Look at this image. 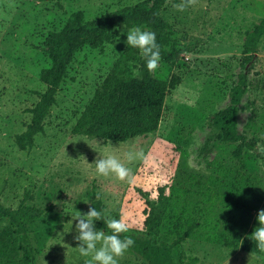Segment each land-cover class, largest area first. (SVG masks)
I'll return each instance as SVG.
<instances>
[{"label": "rangeland", "instance_id": "obj_1", "mask_svg": "<svg viewBox=\"0 0 264 264\" xmlns=\"http://www.w3.org/2000/svg\"><path fill=\"white\" fill-rule=\"evenodd\" d=\"M137 1L0 0V203L46 210L33 230L37 264H85L91 258L78 250L72 218L86 213L96 199L106 214L124 216L127 233L143 234L145 200L155 198L161 186L165 191L172 185L216 190L252 215L250 234L258 226L257 213L264 209V34L248 64L242 45L245 32L264 18V0H196L184 11L171 3L164 6L161 14L177 32L181 57L173 64L159 61L152 74L164 80L177 74L181 81L167 93L156 132L124 142L71 132L126 46L132 27L119 25L114 41L102 50L83 48L76 54L43 132L34 137L31 149L18 148L16 135L25 130L28 110L46 87L39 72L48 64V32L60 28L74 10L96 18ZM243 67L250 70L239 105V129L255 148L234 157L232 147L219 140L206 145V136L210 116L228 104ZM110 155L130 170L128 178L97 173L96 159ZM4 224L0 219V230ZM181 246L186 255L198 258L197 264H262L258 256L215 243L188 239ZM116 259L118 264H147L128 250Z\"/></svg>", "mask_w": 264, "mask_h": 264}, {"label": "trees", "instance_id": "obj_2", "mask_svg": "<svg viewBox=\"0 0 264 264\" xmlns=\"http://www.w3.org/2000/svg\"><path fill=\"white\" fill-rule=\"evenodd\" d=\"M182 0H138L118 7L100 17L86 18L83 10L72 11L56 30L49 31L44 42L48 64L40 69L39 79L45 90L29 108L30 121L24 131L16 135L20 150H29L34 137L44 130V120L68 74V66L83 48L102 50L112 43L119 25L140 27L156 34L161 60L173 64L181 57L176 30L161 11L167 3ZM264 34V18L243 38L244 64L252 62ZM250 67H243L229 90L228 104L213 113L208 121L206 145L219 140L232 147L231 155L239 157L247 148L253 150L255 142L239 129V105L245 94ZM181 78L173 74L169 80L149 72L140 50L126 44L114 61L111 70L96 86L92 96L71 128L80 134L104 141L124 142L137 136L157 131L164 110L167 93L175 89ZM143 234L122 233L130 236L134 244L128 249L142 257L147 264H197L198 258L186 255L182 243L188 239L222 245L261 258L260 251L250 238L252 215L231 202L227 195L216 190L193 191L179 186L158 188L155 198L145 200ZM91 207L108 215L101 200ZM48 209V208H47ZM43 210L37 206L19 205L15 208L0 203V219L5 224L0 230V264H37L38 239L33 234L35 225L44 220ZM106 229L103 220L95 221Z\"/></svg>", "mask_w": 264, "mask_h": 264}, {"label": "clouds", "instance_id": "obj_3", "mask_svg": "<svg viewBox=\"0 0 264 264\" xmlns=\"http://www.w3.org/2000/svg\"><path fill=\"white\" fill-rule=\"evenodd\" d=\"M195 3L196 0H182L181 3L174 4L173 7L179 11H184L188 6ZM125 43L140 50L149 72H154L159 67L161 53L154 32L133 27L127 31ZM128 159H133L132 154L128 155ZM95 164L97 173L100 175L115 174L120 180H125L130 175V170L115 156L99 157ZM72 219L77 221L75 239L79 241L78 250L82 256L91 257L85 261V264H118L116 258L123 256L134 244V240L130 236L121 238L122 233L129 231V224L123 215L119 219L104 218L101 211L95 207H89L86 213H80ZM97 220L105 222L107 229L111 230L110 234L95 228L94 222ZM256 220L258 226L250 234V238L255 241L256 247L264 252V209L258 211Z\"/></svg>", "mask_w": 264, "mask_h": 264}]
</instances>
